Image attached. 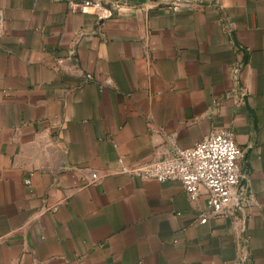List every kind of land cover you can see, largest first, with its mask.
Here are the masks:
<instances>
[{
  "label": "crops",
  "instance_id": "crops-1",
  "mask_svg": "<svg viewBox=\"0 0 264 264\" xmlns=\"http://www.w3.org/2000/svg\"><path fill=\"white\" fill-rule=\"evenodd\" d=\"M81 1L0 0V264H264V0ZM222 128L234 217L121 171Z\"/></svg>",
  "mask_w": 264,
  "mask_h": 264
},
{
  "label": "built area",
  "instance_id": "built-area-1",
  "mask_svg": "<svg viewBox=\"0 0 264 264\" xmlns=\"http://www.w3.org/2000/svg\"><path fill=\"white\" fill-rule=\"evenodd\" d=\"M170 2L173 4L172 9L176 10L190 0ZM118 4L115 1L83 0L70 2V8L84 13L91 9L96 19H104L113 14ZM230 70L234 79L239 80L240 67L234 65ZM87 78L91 76L87 75ZM166 143L167 152L160 154L156 160L141 166L124 165L121 171L159 182L178 180L190 200H195L201 192H205L209 211L199 218V223L206 222L209 216H236L238 207L245 200L244 193L239 191L244 154L232 130L222 128L211 131L194 145L185 148L178 146L171 137H167ZM97 180V173L92 172L88 183L93 184ZM247 253L243 240L236 255V264H246Z\"/></svg>",
  "mask_w": 264,
  "mask_h": 264
},
{
  "label": "rangeland",
  "instance_id": "rangeland-1",
  "mask_svg": "<svg viewBox=\"0 0 264 264\" xmlns=\"http://www.w3.org/2000/svg\"><path fill=\"white\" fill-rule=\"evenodd\" d=\"M124 1V0H123Z\"/></svg>",
  "mask_w": 264,
  "mask_h": 264
},
{
  "label": "water",
  "instance_id": "water-1",
  "mask_svg": "<svg viewBox=\"0 0 264 264\" xmlns=\"http://www.w3.org/2000/svg\"><path fill=\"white\" fill-rule=\"evenodd\" d=\"M241 183V182H240Z\"/></svg>",
  "mask_w": 264,
  "mask_h": 264
}]
</instances>
